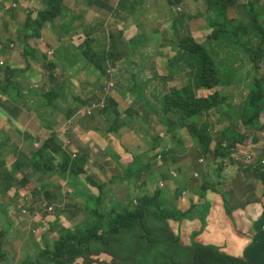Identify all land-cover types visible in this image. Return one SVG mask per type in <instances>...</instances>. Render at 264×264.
<instances>
[{
	"label": "crops",
	"instance_id": "obj_1",
	"mask_svg": "<svg viewBox=\"0 0 264 264\" xmlns=\"http://www.w3.org/2000/svg\"><path fill=\"white\" fill-rule=\"evenodd\" d=\"M47 1L48 0H43L45 4V7H43L40 0H0V18L9 14V19L13 27V30H7V38L4 37L5 30H0V61L2 60L4 62V66L10 65L12 68L16 69L14 73L15 77L10 78V81L15 82V86H10L4 93L0 92V160L4 158L6 162L3 151L7 146H11L14 141V139L11 138L12 130L15 129V131L20 133L16 127H24L29 131V134L24 132L23 136L20 138L23 142L29 143L26 151L32 150L34 145L36 147L41 146L45 138H42V136L37 133H44L46 139L50 136V133H52L56 134L59 141L64 146L71 148L72 151L75 152V150H79V152H88L91 158L94 157L95 164L89 162L87 165L88 167H86L87 173L83 174L78 180L66 179L59 175L48 174V176H40L33 174L29 177V183L24 187L14 185L6 194L2 191L0 179V200L3 201L5 205L1 209L5 211L10 208L13 203H6L5 195L14 197L16 194H28L29 188H39L43 192L45 189L52 192L56 190L60 191L57 184L61 181L64 189L62 190L63 199L60 202H63L64 214L57 216V218L53 217L52 219V222H54L52 229L58 231L56 232L58 237L56 240H58L60 233H65L68 230L77 231L82 234L85 232L84 221L88 217L87 204L88 201L92 199L88 191L91 190L95 195H99L100 185H104L105 182H107L104 188L106 195L105 207L117 205L116 207L119 206V208L123 207V205H128V202L135 195L154 192L158 186H161V182L164 183V188L172 192L178 189L180 185H183L184 192L178 202L179 208L183 211L193 208V211L188 218L180 221L172 220L171 223L176 232L181 234L184 243L190 244L193 240H196L198 243L204 245L217 246L222 252L228 255L245 259L247 248L259 241L263 246L264 254V236H262L264 235V202L255 191V180L250 177L253 172L244 171L241 166L252 164V160L247 157L241 158V165L232 161V164L225 167L222 175H219L218 172L210 171V163L203 164L201 160L199 163H196L193 159L191 161L190 153L194 150L195 143L192 136L186 138L182 132H180L181 136L178 137V139L176 135L167 137L168 134L165 132V129H168L169 126L167 123H165L166 126L162 124L160 114L150 116L147 121H137L139 124L145 122L148 127L147 130L140 133L141 137L133 139V142H130L126 135H122L124 141H121V135L119 137L113 136V138H116L115 141H111V138L104 136V134L101 135L103 130L98 127V123H88L92 119L91 116L80 115L77 117L76 110L78 111L84 106L80 102V98L83 95L81 87L75 91V88H73L74 86L71 85V88L68 86L70 80L84 83L83 80H80L83 71H80V67L82 66L79 64L84 58L78 48L76 52H72V58L66 57V53L75 49L69 42H60V38L64 39L65 36H63L62 33L60 37V32L53 30V28H50L49 31L53 37L56 38L57 44L54 48L47 49L46 53L51 59L50 62L54 65L49 67L46 72L49 73L50 81L47 82L46 85L45 83L42 84L45 86V93H47V90L49 92L57 91L58 96L53 100L52 106L41 96L43 90L36 87L38 86L37 81H42L43 79H37V75L39 74L37 68L42 70L43 66L41 65V60H46L44 53L45 43L49 39L48 33L46 31L42 37L29 38L28 44L32 48L37 49V54L35 57L31 55L25 56L24 37L27 31L23 25L29 14H32L33 17L36 16L37 12H31V10H35V8H39L40 10L47 9ZM173 1L174 0H116L115 4H108L103 0H91V2L86 0V5L95 7V11H119L116 13L117 16H120L118 19V26H114L112 34L121 33V37L117 40L121 52L126 55V59L121 62H114V64L126 66V63H129L130 66L137 67V63L132 64L133 61L130 58V53L126 52L127 49L124 46V42H127L129 39L131 31L124 30L121 27H123V25H133V20L135 18L139 19L137 26L141 24L152 26V24L146 20L144 15L146 11L152 14V18L156 21V26L160 28L158 34L155 32L152 33L158 36L161 41L162 24L164 23L162 22V17H165V22L169 21L173 12L177 15V9L180 6L187 12V20L196 38L199 39L203 32H210L205 26L207 25V21L205 19L201 20L196 18L199 11H206L203 9V1L177 0V6L173 5ZM244 4V0H237V5L234 6L236 9L231 10L233 15H236V11L239 16L243 14L241 5ZM258 11L261 12V7ZM68 16L69 15L65 12L62 14L61 19L64 20V18ZM201 28L203 30H201ZM139 31L141 33H149L148 31ZM11 37L17 40L20 38L18 46L15 47L14 44L8 42ZM206 39L208 38L206 37ZM206 39L202 40L206 42ZM259 41L255 39L253 46L256 47ZM238 45L241 47V44ZM96 49L95 47L94 50L98 52ZM218 50L220 51L219 48ZM223 50H226V53L222 51L221 56H217L219 64L223 59L225 64L234 65L240 76L244 74V72L251 76L250 81L253 82V84L255 82V77L264 76V74L260 73L264 67V60L261 62L260 71H258L255 65L252 64L254 63L252 60V63H250L248 59L237 60L234 58L231 47L224 45ZM243 61L246 62L248 68L243 64ZM151 63L153 66L157 65L156 60ZM169 64L170 63H168V65ZM243 66H245V70L241 69ZM250 66L253 68L252 70ZM70 67L76 68L74 72L70 70ZM2 73L0 72V81L6 82L3 70ZM186 73L187 71L182 72L181 77L177 78V82L181 79H185L186 81L189 80L185 77ZM137 83L136 81L131 88H122L119 86L118 90L124 97L131 95L134 90L139 95H146L148 92L147 89L141 87L145 90V93L138 91ZM17 88H19L21 95L18 94ZM126 89L130 91L127 95L124 94ZM204 93L208 94L207 91ZM232 97H234V94ZM113 98L117 100L116 97ZM21 100H23V102H21ZM245 100L243 102H245ZM88 106L84 107L87 108ZM236 107H239L242 113L243 105L239 103L236 104ZM149 108L152 109L151 107ZM81 114H84V112H81ZM147 115L149 116V114ZM22 116H29L30 119H23ZM34 116H38L40 119L36 120ZM123 116L125 117V115ZM230 116L234 115L230 114ZM263 116L264 113L261 119L262 124H264ZM101 117L105 118L104 116ZM211 117L213 118L214 124H217L218 127L224 130L223 119H219L217 114ZM74 120H76L75 123ZM58 122H63V124ZM100 123H102L101 118ZM152 126L155 127L153 128L154 133L151 135L150 130H152ZM162 127L166 128L162 131ZM218 127L216 131H219ZM240 128H242V123L240 124ZM127 135H129V133ZM256 136L257 140L254 145L260 146L257 147L256 151H262L264 149V131L263 133L260 131ZM158 137L160 138V142L156 145L154 140ZM141 140H144L145 143H140ZM181 140L185 142L184 146L181 142L178 143V141ZM89 143L90 146L92 144L97 148L93 151L91 149V152H89L87 150V145ZM162 143L164 146H167L164 147V149L170 153L168 158L164 159V161L159 159L162 157H157L158 154H162ZM155 148H157V153L152 154L151 152L154 151ZM212 148L215 149L214 146H212ZM169 149L171 150L169 151ZM245 151L246 150L243 151L244 154ZM117 153L120 154L123 165L116 162ZM10 156H14V154ZM237 156H240V154H237ZM144 157L153 158V160L159 159L161 162L155 164L154 167L152 164L151 167H148L146 166L148 164H142L141 162ZM174 158L177 159L176 162ZM123 159L125 161H123ZM136 159L140 160L139 165L145 168V170L138 173L137 177L132 176L129 178L127 166L134 165L135 169H137ZM256 163L259 165L261 164L260 158L256 160ZM161 165L162 169H159ZM175 165L180 168L179 170H181V172L175 173ZM190 166L194 167V175L192 174L193 168H190ZM6 168H10L8 162H6ZM153 168H158L161 174L158 173L156 175V186L150 189L154 181L149 172ZM91 169H94L95 172H91ZM21 173L27 175V172L24 173L23 171ZM164 174H167V177H164ZM168 174L172 176L169 177ZM19 175L20 174L16 176V179L19 178ZM90 178H93V180L97 182V185L88 183ZM200 178L202 179L198 180ZM56 179H58V181H55ZM213 181L216 182V189H211ZM124 182L129 185V188L123 186ZM206 183L208 184V190L206 191V197L202 198L198 191L201 187H204ZM198 185L199 188L196 189ZM260 189L264 196V181ZM14 205L15 201L13 203V206ZM228 209L232 210V216H230ZM205 219L207 220V224L204 226L203 222ZM33 232L36 233L35 243H38L35 248H29L26 243H24V246L19 251L8 253L1 250L0 264H28L31 260L36 258L39 254L38 246L45 249L47 240L45 235H40V229L33 230ZM93 260L94 264H113L114 258L104 253L93 257ZM75 264H86L85 258H78Z\"/></svg>",
	"mask_w": 264,
	"mask_h": 264
},
{
	"label": "trees",
	"instance_id": "obj_2",
	"mask_svg": "<svg viewBox=\"0 0 264 264\" xmlns=\"http://www.w3.org/2000/svg\"><path fill=\"white\" fill-rule=\"evenodd\" d=\"M88 1L91 2V0ZM176 1L174 0V2ZM244 1L245 4L241 6L243 9L242 17L232 16L233 12L231 10L235 9L234 6L237 0H206L207 13H201L200 15L208 19V28L212 29L208 39L217 43V48L211 44L212 49L217 50L215 51L216 54H220L218 48L223 49L226 45L232 48V54L237 57V60L239 53H241L242 60L247 58L243 52V49H245L253 62L259 63L264 59V22H261L264 1ZM64 7L62 0H48L47 9L38 11L35 17L29 14L23 25L27 31L24 37L25 56L35 57L37 54V49L28 44V38L39 37L38 35L46 22H52L58 17ZM260 7L261 12L258 11ZM118 12L116 11V13ZM174 18L173 30L175 36L181 38L180 44L177 46L179 59L170 62L169 65L176 64L181 72H188L190 67H195L196 72L182 87H178L176 85L177 81L170 79L173 76L174 79H177L175 72L168 74L166 77L168 83L160 95L166 100V106L162 110V106L150 100L149 106L161 115L162 124L166 126L164 123H167L169 126L168 129H165L168 134L167 137L177 135L179 129L173 128L171 124L173 113L178 110L180 119L177 122L180 127L188 126L191 136L195 140L194 150L197 152L198 160L200 161L203 158V164H206L204 157L211 156L209 170L222 175L227 165L233 162L241 165L236 161L240 147H243L244 150L249 149L248 152L252 156L259 152L256 149L260 146H256L254 143L257 140L256 135L264 130V124L260 120L264 113V76L256 77L242 113L237 114L243 124H254L255 129L252 132L239 130L238 122L233 121L222 132L219 140L216 141L211 132L210 124L206 122L201 124L196 118L225 105L220 103V92H216L214 95L205 94L204 92L229 83L222 81L217 67L219 64L217 56L211 51L209 45L192 34L186 13L179 12ZM120 37L121 33L111 34L112 47L103 52L98 53L91 49V59L99 64L104 74H108L109 70L106 69L104 63L108 61L110 64L117 63L126 59V55L121 52L118 44L117 39ZM87 38L88 36H86L88 44ZM256 38H260V41L255 47L253 42ZM238 44H241V47ZM223 64H225V61L222 59L220 65ZM1 65L0 63V72L2 73V70L5 72L6 82L0 81V92L4 93L10 86H15V82L10 81V78L15 77V69L10 65L4 67ZM49 65L53 64L50 63ZM137 85L138 91L145 93L139 83ZM17 92L21 95L19 88H17ZM57 95V91H50L43 97L49 100V104H52ZM109 95L104 98L105 104L99 103L101 116L107 114L113 106H117L116 99L112 98L110 92ZM130 113L133 114L132 111ZM120 114L115 119H110L107 116L106 119L111 123L109 131H118L124 125L121 121L122 119L125 120V117ZM154 141L158 145L160 138L158 137ZM180 142L183 146L185 145L183 140L178 141V143ZM164 147L167 146L162 143V161L170 155ZM73 153L63 146L56 134H50L43 144L37 150H33L31 154L24 150H16L15 173L26 166H32L42 175L58 172L66 179L78 180L83 174L87 173L88 163L95 164V160L86 151H78L77 156H74ZM261 153L264 154V149ZM176 160L174 158L175 162ZM135 161L137 169L134 165L127 166L129 178L132 176L137 177L138 173L145 170L139 165V159ZM246 165L261 166L259 164ZM4 166L3 163H0V172H3L1 186L4 188L3 192L6 193L13 182ZM146 166L151 167L152 165L148 164ZM257 169L260 170L261 167H257ZM168 175L169 177L172 176L171 174ZM163 176L167 177V174ZM88 183L97 185L93 178H90ZM106 183L100 185V194L96 195L97 198L88 201L94 220L91 224L85 222V232L83 234L76 231L65 232L53 246L47 244V249L40 251L38 258L30 264H46L49 258H51V264H75L78 258H85L86 264H93V257L104 253L114 258L113 264H264L263 246L259 241L247 248L245 259L228 255L217 246L204 245L196 240H193L190 244L184 243L181 234L176 232L171 223L172 220L180 221L188 218L193 211V208L187 211L179 208L178 202L183 194V185H180L174 192L158 186L155 192L136 195L128 202V205L119 208L114 205L105 207L106 195L104 188ZM207 187L208 184L206 183L198 191L202 198L206 197ZM198 188L199 185L196 189ZM211 189H216L215 181H213ZM51 200L52 198L47 195V201L51 202ZM228 212L232 213V210L228 209ZM203 224L204 226L207 224L206 219ZM7 235L8 233L4 230L0 231V236Z\"/></svg>",
	"mask_w": 264,
	"mask_h": 264
},
{
	"label": "rangeland",
	"instance_id": "obj_3",
	"mask_svg": "<svg viewBox=\"0 0 264 264\" xmlns=\"http://www.w3.org/2000/svg\"><path fill=\"white\" fill-rule=\"evenodd\" d=\"M64 6L66 8L62 10L60 15L56 17L52 22H46L44 25V28L39 33V37H42L46 31L48 33L49 39L45 43V56L46 60H41V65L43 66V69H38V75L37 79L42 78V81H37L38 86L36 88L42 89L43 93H45V86L42 83L47 84V82L50 81L49 73H46L49 67H51L49 64L51 63V59L48 57V54L46 53L47 49L54 48L57 44V40L51 32L49 31L50 28H53V30H57L60 32V37L63 33V36H65L64 39L60 38V42H69L70 45L75 49L71 50L69 53H66V57L72 58V52H76V49L78 48L79 52L82 54L83 58L80 61V71H83L80 80H83L84 83H78L76 81H69L68 86L71 88V85L74 86L75 91L81 87L83 95L80 98V102L84 106H88L85 108L84 106L80 108L78 111L76 110L77 117L80 114V112H87L92 104L96 103L97 108L94 111V114L91 116V120L88 123L96 124L98 123V127L103 130L102 134L104 136L111 138V141H115V137H119L121 135V141H124L122 138V135H126L128 140L130 142H133V139H137L138 137H141L140 133H143L145 130H147L148 125L144 123H138L137 121H147L149 120L150 116L158 115L153 109H150L149 104L150 101L154 102L157 105L162 106L163 108L166 106V100L162 98L160 95L164 91L167 80L166 77L168 74L175 72L177 75V78L181 77V69L177 67L176 64L174 65H168L170 62L178 61L179 59V49L177 46L180 44L181 38L175 36L174 30L172 28V25L174 23V17L175 13H172V16L170 17L169 21L165 22V17H162V41L158 36H155L152 32H155L156 34L159 33L160 28L156 26V21L152 18V14L149 11L144 12V15L146 17V20L152 24V26H145L144 24H141L140 26H137V23L139 19L135 18L133 20V25H123L121 27L124 30H130V36L127 42H124V46L127 49L126 52L130 53V58L133 61V63H137V67H132L129 65V63H126V66L117 65V64H110V62H106L105 67L108 70V74H104L99 64L95 61H93L90 57L91 52L96 47L98 52H103L108 47H112V38L111 34L113 33L112 30L115 27L118 26V19L120 16H117L116 11H108V10H102V11H95V7H89L86 5V0H62ZM99 1V0H97ZM104 2H107L108 4H115L116 0H103ZM168 1V0H167ZM40 3L43 7H45L43 0H40ZM170 6V5H169ZM201 8V7H200ZM203 9H206L205 7ZM38 12L40 11L39 8H35V10H31V12ZM69 15L68 17L61 19L62 14L65 12ZM64 12V13H63ZM27 20V19H26ZM25 20V22H26ZM63 22V23H62ZM261 22H264V11L261 15ZM264 24V23H263ZM67 25V26H66ZM143 27V29H142ZM202 27V26H200ZM5 30L4 37L7 38V30H13V27L11 25L9 14L7 16H4L3 18H0V30ZM142 32H149V33H141ZM201 30H203L201 28ZM202 34V33H201ZM86 36H88V44L86 42ZM209 38L207 32H203L202 36L199 37V40ZM20 39V38H19ZM10 38L8 42L10 44H14L15 47L19 45L20 40ZM257 41L260 40V38H256ZM206 43L209 45L211 51H213L212 45L216 46L215 41H211L210 39H206ZM172 52V53H171ZM222 50L220 49V53ZM233 53V51H232ZM234 58H237L234 55ZM156 60L157 65L153 66L151 65L152 61ZM238 60H242L241 53H239ZM249 62H251V59L248 57ZM73 61V60H72ZM52 64V63H51ZM243 64L246 65V62L243 61ZM54 65V64H53ZM1 66H4L2 64ZM219 75L223 82H228L229 84L221 85L218 88H215L213 91H207L208 94L214 95L216 92H220L219 100L221 104H225L223 106H220L219 108H215L211 110L210 112H206L203 114V116L196 118L201 124L206 122L210 124L211 132L215 137V140H219L221 137V134L225 128L229 127L233 121L238 122V129L242 131H248L252 132L255 129L254 124L246 125L243 124L241 121V118L237 116V114L240 112V108L236 107V104L241 103L243 107L246 104V101L248 99L247 96L250 95L253 82H251V76H249L247 73L244 72L241 76L238 74L237 69L232 64H223L217 65ZM255 67H257L255 65ZM246 68L248 66L246 65ZM245 66H243L241 69L245 70ZM76 68L70 67V70L74 72ZM250 69L253 68L250 66ZM94 73H93V72ZM196 72L195 67H191L188 69V72L185 74V77L187 79L192 78L193 74ZM264 74V67L262 68V71L260 72ZM173 81H177V79H174L173 77H170ZM138 82L141 87H144L147 89L146 95H139L135 90L132 91L131 95L129 94V90L126 89L124 94L127 95L124 97L120 94V91L118 90V87L122 88H131L135 84V82ZM188 81V80H187ZM185 79H181L177 82L176 85L178 87H182L187 82ZM170 90V89H168ZM109 92L113 97L117 98V106H113L110 111L106 114H104L105 118L115 119L116 116L121 113L122 115H125V121L122 119L121 123H124L122 127L118 129V131L111 132L109 131V128L111 127V123L101 117V108H99V103L105 104L104 101L105 96H110ZM199 94L201 92H198ZM234 94V97L232 95ZM137 97V98H136ZM247 97V99H246ZM136 98V99H135ZM246 99V100H245ZM150 100V101H149ZM245 100V102H243ZM23 102V100H21ZM236 104H235V103ZM34 104V103H33ZM242 107V110H243ZM100 110V111H99ZM133 112L131 114L130 112ZM149 114V116L147 114ZM163 113V112H162ZM120 114V115H121ZM217 114L219 119H223V129L218 127V125L214 124L212 115ZM230 114H233L234 116H230ZM163 115V114H162ZM76 117V118H77ZM237 117V119H236ZM23 119L29 120V116H22ZM100 118L102 119V123H100ZM264 118V116H263ZM34 119L38 120V116H34ZM180 119V112L177 110L173 113L172 116V124L174 127L178 128L177 130V139L179 136H181V133L186 137L190 138L191 133L189 131V128L187 125H184L185 127H180L179 121ZM261 120V119H260ZM191 121H193L191 119ZM76 120H74V123ZM62 123L63 122H58ZM163 123V122H162ZM242 123V128H240V124ZM165 124V123H164ZM246 125V126H245ZM179 126V127H177ZM102 127V128H101ZM155 126H152V130H150V134L152 135L154 133L153 128ZM217 127L219 128V131H216ZM20 131L18 133L15 131V129L12 130L11 138L14 139L11 146H7V150L5 153L7 154L6 162L10 165V168H6V170H10L12 172H15V167L12 165L16 155L10 156L9 151H15V150H27L29 143L23 142L21 140V136H23L24 132L29 134V131L25 129L24 127H16ZM164 130V127H162V131ZM264 131V130H263ZM261 131V133H263ZM129 133V135H127ZM38 135L42 136V138H46V135L44 133H37ZM140 143L144 144L145 141L141 140ZM36 147L34 145L33 150H36ZM97 147H94L92 144L90 146V143L87 145V150L89 152L95 150ZM244 148L240 147L238 149V154H240L241 158H246V155L243 153ZM152 154L157 153V148L154 149V151L151 152ZM196 151L192 150L190 153V156L193 158V161L196 163H199L198 157L196 155ZM261 153V150L258 152ZM74 154V153H73ZM159 157H162V154H158ZM100 157V155H99ZM96 158V157H95ZM97 159V158H96ZM141 160L142 164H152L153 167L155 164L160 163L162 158L155 159L144 157ZM205 163L209 164L211 156H205ZM123 161H125L123 159ZM192 161V160H191ZM190 161V162H191ZM116 162L123 165L121 161V156L119 153H117L116 156ZM140 163V160H139ZM239 164H242L241 161L238 162ZM175 167V173L181 172L179 170L180 168L178 166ZM257 167H261L260 170L257 169ZM113 168V167H112ZM190 168H193L192 174L194 175V167L190 166ZM242 168L244 171H252L253 174L250 175V177L254 178L255 180V191L259 194L261 200L264 202V196L261 193V184L264 181V166H247L242 165ZM114 169V168H113ZM159 169H162V165ZM158 168H153L150 170L149 174L153 177V181L151 188L156 186V178L157 174L160 173ZM27 177H30L31 175H35L36 172L34 171L33 167L30 166L26 169ZM91 172H95L94 169H91ZM161 174V173H160ZM51 175H59L61 177H64L63 175H60L58 172H55ZM85 176V175H84ZM198 178V177H197ZM0 179H1V185L3 182V172H0ZM202 178L198 179L201 180ZM55 181H58L56 179ZM13 184L10 186H22L24 187L26 184L29 183L28 178L25 176L19 175V178L12 181ZM60 191L56 190L52 194H47L46 191H42L40 189L39 192H36L34 189L36 188H29L28 194H18L14 197H10L9 195H5L6 203H13L11 204V207L8 208L7 211H4L3 208L4 202L0 200V231L2 229H8V235L7 236H0V251L5 252H14L19 251L24 246V243H26L27 247L29 248H35L38 243H35L36 239V233L33 232V230H41L40 235H45L48 240L51 242L52 246L54 245V241H56L57 230L52 229V225L54 222H52L53 217L61 216L64 214L63 212V206L60 202L63 199L62 190L64 189L63 185L61 184V181L57 184ZM123 186L125 188H129V185L124 182ZM165 187V186H161ZM158 188V187H157ZM156 188V189H157ZM155 189V191H156ZM34 191V195H33ZM154 191V192H155ZM184 190L182 189V193ZM88 193L92 196V199L95 200L97 196L89 190ZM153 193V192H152ZM181 193V194H182ZM6 194V193H4ZM47 195L52 198L51 202L47 201ZM135 197V196H134ZM133 197V198H134ZM58 203V204H56ZM117 206V205H116ZM122 206V205H120ZM126 206V205H123ZM53 207L54 212H50V208ZM119 207V206H118ZM233 213H230V216H232ZM38 218L41 223L36 222L35 219ZM56 220V219H54ZM89 223V221H87ZM62 231V230H61ZM22 239V240H21ZM33 241V243H32ZM39 253V252H38ZM50 262V260H48Z\"/></svg>",
	"mask_w": 264,
	"mask_h": 264
},
{
	"label": "clouds",
	"instance_id": "obj_4",
	"mask_svg": "<svg viewBox=\"0 0 264 264\" xmlns=\"http://www.w3.org/2000/svg\"><path fill=\"white\" fill-rule=\"evenodd\" d=\"M196 1H203V8L205 7L206 9H204V10H206V11H199L198 12V14H197V19H201V20H203V19H205L206 21H208V19H206L204 16H202V15H200L201 13L202 14H206L207 13V5H205V2H206V0H196ZM264 1V0H263ZM181 2V1H180ZM173 5H175V6H177L178 5V1H176V2H174L173 1ZM236 5H237V3H236ZM235 5V6H236ZM242 6V5H241ZM235 8V7H234ZM242 8V7H241ZM236 9V8H235ZM179 12H185L186 13V18H187V12L180 6L178 9H177V14H179ZM37 14V13H36ZM175 16H177V15H175ZM232 16H236V17H239V15H238V13H237V11H236V15H232ZM33 17V16H32ZM35 17V16H34ZM240 17H242V14H240ZM189 23V22H188ZM190 25V24H189ZM206 26V29L208 30V31H210L209 33H208V36L210 35V33H212V29H209L208 28V24L207 25H205ZM172 28H173V25H172ZM192 34H193V32H192ZM194 35V34H193ZM29 39V38H28ZM205 42V41H204ZM224 53H226V50H223V49H221ZM213 51H214V49H213ZM243 52H244V54L247 56V58L246 59H248V57L250 56L248 53H246L245 52V49H243ZM99 53V52H98ZM214 54L216 55V56H218V55H220L221 56V53L220 54H216L215 52H214ZM249 58H251V56L249 57ZM218 59V58H217ZM251 60H252V58H251ZM264 60V59H263ZM262 60V61H263ZM253 61V60H252ZM261 61V62H262ZM248 62H249V60H248ZM261 62H259V63H252V62H250V63H252V64H254V65H256L257 67H255L258 71H260V65H261ZM0 63L1 64H3L4 62L1 60L0 61ZM191 68V67H190ZM16 70V69H15ZM15 73V72H14ZM4 74H5V72H4ZM255 80H256V77H255ZM49 91L47 90V93H48ZM46 93H43L41 96L43 97V95H45ZM58 96V95H57ZM45 100H47L48 101V103H49V100L48 99H46L45 97H43ZM57 97H55L54 99H56ZM49 105H53V102H52V104H49ZM94 105H97L96 103H94V104H92V106L90 107V109L87 111V112H85L84 114H81V112H80V114L78 115V116H80V115H82V116H92L93 114H94V111L96 110V108H97V106L96 107H94ZM91 111V112H90ZM51 135H52V133H50ZM46 140V138L42 141V143H41V145L43 144V142ZM64 146V145H63ZM34 147V146H33ZM33 147H32V150H30V151H26V150H24L25 152H27V153H30L31 154V152L33 151ZM40 147V146H39ZM38 147V148H39ZM66 149H69L70 151H72L71 150V148H68V147H66V146H64ZM38 148H36V150L38 149ZM7 150V147L4 149V156L5 157H7V154L5 153V151ZM79 150H75V152L74 151H72V152H74V156H77V152H78ZM13 152V153H12ZM246 152H248V150H246L245 151V155H246ZM14 154V155H16V150L15 151H9V154ZM17 157V156H16ZM238 157L239 156H236V159H237V161L239 162L241 159H238ZM241 157V156H240ZM247 157V156H246ZM258 158H260V162H261V166H264V163L262 162V160H263V158H264V154H262V153H260V154H258V153H255V155H254V159H252V164H257L256 163V160L258 159ZM203 159V158H202ZM202 159H201V163H203V161H202ZM16 161V160H15ZM0 163H3L5 166H4V169L6 170V162H5V160H4V158L3 159H1L0 160ZM14 167H15V162H14V164H12ZM28 167L26 166V167H24L22 170H19L18 172H12V171H8V170H6L8 173H9V175L12 177V181H14V180H16V176L18 175V174H21L22 176H25L26 178H28V180H29V177H27V175H25V174H22L21 172H23L24 171V173H26V169H27ZM25 169V170H24ZM33 169H34V171L36 172V174L35 175H40V176H48V174H46V175H42L41 173H38L36 170H35V168L33 167ZM196 175H199V174H196ZM65 178V177H64ZM161 186H164V183H162L161 182ZM1 188H2V191H4V188L1 186ZM11 188V187H10ZM10 190V189H9ZM35 191L36 192H39L40 191V189L39 188H36L35 189ZM45 191H46V193L47 194H52L53 192L52 191H49V190H47V189H45ZM8 192V191H7ZM17 195V194H16ZM136 196V195H135ZM87 203V202H86ZM8 209H6L5 211H7ZM50 212H54V209H53V207H51L50 208V210H49ZM87 218L85 219V221H84V224H85V222L86 221H89V223L91 224L92 222H93V220H94V217H93V214L91 213V211H90V209H89V207H88V204H87ZM35 221L36 222H39V223H41L40 222V220L38 219V218H36L35 219ZM84 227H85V225H84ZM2 230H4L5 232H8V229H2ZM68 231H72V230H68ZM67 232V231H66ZM77 232V231H76ZM64 233V232H63ZM63 233H60V235H59V239H60V237H61V235L63 234ZM58 239V240H59ZM46 240H47V242H46V244H45V249H42L40 246H38V252H40V251H43V250H46L47 249V244H50V245H52L51 244V242L48 240V238L46 237ZM58 240H56V241H58ZM56 241H54V243L56 242ZM38 256H39V254H38ZM38 256L36 257V258H34L33 260H31L30 262H32V261H34L35 259H37L38 258ZM51 258H49L48 260H50ZM46 261V264H51V262H49V261ZM28 264H30V263H28ZM88 264H90V263H88ZM94 264V263H93Z\"/></svg>",
	"mask_w": 264,
	"mask_h": 264
},
{
	"label": "built area",
	"instance_id": "obj_5",
	"mask_svg": "<svg viewBox=\"0 0 264 264\" xmlns=\"http://www.w3.org/2000/svg\"><path fill=\"white\" fill-rule=\"evenodd\" d=\"M96 106H97V105H94V107H96ZM90 112H91V111H90ZM246 156H247V158L250 159V160L254 159V156H252L251 154H249V152H246ZM238 159H241V157L239 156ZM202 161H203V159H202ZM262 162L264 163V158H263Z\"/></svg>",
	"mask_w": 264,
	"mask_h": 264
},
{
	"label": "bare ground",
	"instance_id": "obj_6",
	"mask_svg": "<svg viewBox=\"0 0 264 264\" xmlns=\"http://www.w3.org/2000/svg\"><path fill=\"white\" fill-rule=\"evenodd\" d=\"M3 128V127H2Z\"/></svg>",
	"mask_w": 264,
	"mask_h": 264
}]
</instances>
